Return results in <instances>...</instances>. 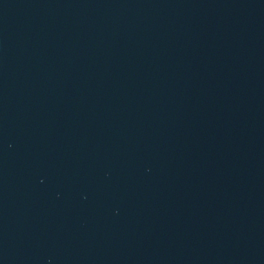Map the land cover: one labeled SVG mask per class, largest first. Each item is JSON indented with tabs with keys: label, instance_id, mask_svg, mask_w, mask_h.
<instances>
[{
	"label": "water",
	"instance_id": "95a60500",
	"mask_svg": "<svg viewBox=\"0 0 264 264\" xmlns=\"http://www.w3.org/2000/svg\"><path fill=\"white\" fill-rule=\"evenodd\" d=\"M0 264H264V0H0Z\"/></svg>",
	"mask_w": 264,
	"mask_h": 264
}]
</instances>
